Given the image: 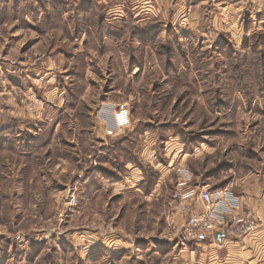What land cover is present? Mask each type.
Returning a JSON list of instances; mask_svg holds the SVG:
<instances>
[{"label":"rangeland","instance_id":"374dc122","mask_svg":"<svg viewBox=\"0 0 264 264\" xmlns=\"http://www.w3.org/2000/svg\"><path fill=\"white\" fill-rule=\"evenodd\" d=\"M113 101L156 141L128 145L160 162L141 192L101 186L129 171L97 116ZM178 167L264 190V0H0V264L185 263L160 237Z\"/></svg>","mask_w":264,"mask_h":264},{"label":"built area","instance_id":"2783aa9c","mask_svg":"<svg viewBox=\"0 0 264 264\" xmlns=\"http://www.w3.org/2000/svg\"><path fill=\"white\" fill-rule=\"evenodd\" d=\"M189 12V8L183 10V14ZM182 16L186 19L188 15ZM105 109L108 112L102 111L100 116L106 135H119L129 127L130 116L124 104H107ZM188 182L189 179L182 177L167 200L163 212L165 228L160 237L168 241L176 240L181 245L193 244V249L200 250L203 257L191 264H205L207 256L208 264H235L230 262L227 253L223 256L217 253L218 245L226 241L244 245L248 237L264 230V207L257 211L244 210L248 204L233 193V184L212 191L201 184L189 186ZM197 201L201 205L200 210L196 209ZM72 205H75V199H72ZM218 232L224 234L220 240L216 238ZM204 243L210 245L207 250L196 247ZM258 253L256 262L244 259L238 264H264V244L259 245Z\"/></svg>","mask_w":264,"mask_h":264},{"label":"crops","instance_id":"0c3cea01","mask_svg":"<svg viewBox=\"0 0 264 264\" xmlns=\"http://www.w3.org/2000/svg\"><path fill=\"white\" fill-rule=\"evenodd\" d=\"M159 1V0H157ZM204 1V0H203ZM194 16V15H193ZM194 18V17H193ZM123 104V102L117 101V102H109L108 104L110 105H118V104ZM98 118L100 119V111L98 113ZM102 120V118L100 119ZM103 121V120H102ZM131 123V120H130ZM127 128L119 135L116 136H109L106 135L105 133V129H104V124H103V136H104V140L105 142L109 141V145H111V148L109 147V145L106 147V149H112V148H116L119 144H121V142L129 137V132H126ZM126 132V133H125ZM127 135V136H126ZM152 137L153 134H149L148 132H145L144 134H139L140 138H142V136H144V142L145 144L144 146V150H148V155L149 151L151 153H154L155 150L150 149V145L156 143V141H154L155 139H153V137L148 138L149 136ZM105 137H108L109 140L107 141ZM148 140H150V142H148ZM147 141V143H146ZM141 142H138L134 148V154L135 156L138 157V159H140V156L137 153L138 147L141 145ZM149 143V145H147ZM156 157V154H155ZM119 158V157H118ZM122 161V158H119ZM142 160V159H140ZM143 162H145L146 164L150 165L151 167H155L158 168L159 163L157 162L156 164H153L152 161L150 160H146L143 159ZM105 163V161H104ZM126 166L128 167L129 171H104V174L102 177V183L103 185H101L102 187L105 186H109L110 188H117L120 191H134V192H141V182L143 180V175L141 173V170L138 166H136L135 164H132L131 162L126 163ZM175 171H177V179H176V185H175V189L178 187V181H180V179L182 177H186L187 179H189V181L191 180V173L189 171H187L184 167H178L177 169H175ZM168 173H171V171H165V175H167ZM116 176H119L116 177ZM160 181V180H159ZM159 183V182H158ZM189 186H193L190 185V183L188 182ZM200 184V182H196L194 185ZM158 184H156L155 188L153 189L151 195L154 193V191L157 189ZM226 187V186H225ZM224 188V187H222ZM220 188V189H222ZM264 188V187H263ZM218 190V189H216ZM90 193H93L94 190H90ZM215 191V190H213ZM233 193L237 196V198H241L244 200H247L249 197L245 196V195H241L236 193V191L233 189ZM253 197H251V199L254 202L249 201L248 206L244 207V210L248 211V210H255L257 211L258 209L264 207V190H260V191H256L253 192ZM149 197V196H147ZM151 197V196H150ZM196 209L200 210L201 209V205L199 203V201L196 202ZM241 212V211H240ZM115 241V240H114ZM172 242V241H171ZM225 242V241H224ZM108 244H111L110 242H108ZM176 245H178V243H174ZM231 244H235L236 246H233ZM229 244L228 241H226V243L218 245L219 246V250H220V256H223L227 253V255L230 256L231 259V263H240L241 261H243L244 259H251L253 262H256L259 256V245L264 244V230H261L259 232H255L253 235H251L250 237L247 238V240L245 241L244 245H242L241 247L239 246V244L236 243H231ZM193 244H186V245H182L181 247L177 248V249H173V247H171V250H168L167 253L169 252H175V250H177L176 255L173 256H184L185 255V259L186 257H189V260H185V263L179 261V264H190L192 262H194L195 260H197L198 258L203 257V253H200V250L198 249H193ZM227 245V246H226ZM173 246V245H172ZM221 246H224L221 247ZM112 246L109 247V249H105L107 253V255H110L113 251H116L115 249H111ZM121 249L124 247H120ZM127 252L129 251L128 249H125ZM243 251V252H242ZM117 252V251H116ZM126 253V252H125ZM165 253V254H167ZM172 253V254H173ZM113 254H115V252H113ZM106 259V258H104ZM124 264H128V263H124Z\"/></svg>","mask_w":264,"mask_h":264},{"label":"trees","instance_id":"16d2710c","mask_svg":"<svg viewBox=\"0 0 264 264\" xmlns=\"http://www.w3.org/2000/svg\"><path fill=\"white\" fill-rule=\"evenodd\" d=\"M140 127H138L133 133H131V135L127 138H125L121 144H119L116 148H112V149H106V155L111 158V157H116L118 156L119 158H122V162H131L132 164L137 165L138 167H140L142 169V171H150L151 166L145 163H142L141 161H139L134 155H133V149L136 146L135 144H131L129 147V142H131L133 140V137L135 135H139L140 132ZM134 140L136 141V138H134ZM132 147V149H131ZM127 148L131 149V152H127ZM106 159V158H105ZM107 160V159H106ZM104 162V161H103ZM125 172V171H123ZM190 185H194L195 182L193 181L192 177L191 180L189 181Z\"/></svg>","mask_w":264,"mask_h":264},{"label":"water","instance_id":"95a60500","mask_svg":"<svg viewBox=\"0 0 264 264\" xmlns=\"http://www.w3.org/2000/svg\"><path fill=\"white\" fill-rule=\"evenodd\" d=\"M222 237H224V234H222V233H220V232H218V233L216 234V238H217V240H220Z\"/></svg>","mask_w":264,"mask_h":264}]
</instances>
